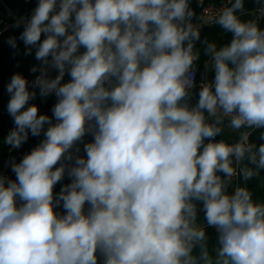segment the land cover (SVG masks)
<instances>
[{"label": "clouds", "instance_id": "clouds-1", "mask_svg": "<svg viewBox=\"0 0 264 264\" xmlns=\"http://www.w3.org/2000/svg\"><path fill=\"white\" fill-rule=\"evenodd\" d=\"M252 2L208 17L232 39L202 42L214 77L194 105L190 0H38L15 22L40 62L31 87L56 103L38 114L20 73L6 86L3 143L44 139L11 161L15 179L0 175V264H264V200L240 183L264 171V0ZM226 131L234 142L216 140Z\"/></svg>", "mask_w": 264, "mask_h": 264}, {"label": "crops", "instance_id": "crops-1", "mask_svg": "<svg viewBox=\"0 0 264 264\" xmlns=\"http://www.w3.org/2000/svg\"><path fill=\"white\" fill-rule=\"evenodd\" d=\"M31 5H32L31 2H27L25 0H0V16L5 14L6 12L10 13V17L8 18L10 23H9L8 27L6 28V30H4V32L2 34H0V171L3 167V163H4L5 155H6V147H7V145H5L3 143V141H4V138L7 136L8 132L14 127L13 120L7 112V103H8V100L10 99V97L6 91V86L9 83L10 78L13 74L20 73L25 77V75L27 74V70H28L30 65L40 64V62L35 59V49H33L32 54H30V55L24 54L25 50H26L25 45H24L23 41L18 39L20 36V33L23 31V24H21L20 27H14V24L16 22V18H18L19 16H21L22 14L27 12ZM200 10H201V7H199L198 12L196 13V17L193 18L192 22L194 24L201 25L200 28H202L206 25L213 24L208 19H206L204 16H202ZM199 16H202L203 18L198 20L197 17H199ZM9 37H16L17 38V48L16 49H13L8 45L7 40ZM42 39H43V34H42ZM226 39H227V37L225 36V34H222L220 40L217 41L216 44L218 46H223L222 43ZM81 51H83V49H81ZM208 59H209V57H208ZM208 59H206L203 63V72L200 75L201 80H200L199 85L201 84V82L203 80H205V77H206V79H209V80L213 79V77H214L213 72H211L209 70L206 73V71H205L204 65H205V62L208 61ZM195 67H196V65H195ZM196 69H197V67H196ZM49 75L54 78L55 75H57V72L55 70H53L49 73ZM196 77H198V75ZM69 79H70V77H68L66 75L64 78V81H62V82H67ZM193 92L196 95H193V97L191 99V104L194 105L196 103L197 98H198V94L196 93V87L193 89ZM45 99H49V96ZM52 101L54 102V104L56 103V98H55L54 94L52 95ZM38 112L40 114H46L50 117L52 116V114H48V113H46L40 109ZM53 122H55V121H53ZM235 135L236 134H233V133L226 131L224 135L218 136L216 138H222V139L228 140L229 142H232L235 140ZM42 138H44L43 135H42ZM40 142L41 141H39V139H37L36 141H28L27 143H34V144L38 145ZM20 160H21L20 158L17 159V163ZM12 179H15V174H13ZM240 182L242 183V185H244L246 183L242 179L240 180ZM62 186H63V184L61 185V187ZM54 195H55V193H54ZM199 221L203 222L202 220H199ZM207 232H208V235L210 237L209 246L211 248L216 243L215 229L208 228Z\"/></svg>", "mask_w": 264, "mask_h": 264}, {"label": "trees", "instance_id": "trees-1", "mask_svg": "<svg viewBox=\"0 0 264 264\" xmlns=\"http://www.w3.org/2000/svg\"><path fill=\"white\" fill-rule=\"evenodd\" d=\"M207 3H213V4H219L222 3V0H205V4ZM190 6L192 7V9L195 11V13L198 12L199 6L197 3V0H190ZM256 5L252 2V0H245V8L246 9H253L255 8ZM245 19H248L249 17H244ZM262 27H264V22H262ZM200 34H201V40L199 42L196 43V48L200 50V59L196 62V67H197V75L198 77H196V93L198 94L199 92V83H200V75L203 72V63L206 59H208V56H206L204 54V45H203V41L205 39H207L209 42H214L216 43L217 41L220 40L222 34H225V36L227 37V39L222 43V45L228 44L230 43L231 39H232V34L228 33L226 31H224L219 25H214V24H210V25H206L202 28H200ZM199 69V70H198ZM53 95V94H52ZM52 95L49 96V99H45V98H41L39 96V92L37 93V97L34 100V104L38 106V109L43 110L44 112L48 113V114H52V107L54 106V102L52 101ZM47 128V125L45 126V130ZM260 130H256L255 132H253V135L251 137L252 141L259 144L261 143V141L258 140V133ZM43 132L41 133V135L39 137H33L31 136V134H29V139L28 141H36L37 139H39V141H42L44 138H42ZM92 137L90 135H86L85 137V142H91ZM27 141V142H28ZM24 143L21 146V150L23 151L24 155L29 153L35 146H37L34 143ZM81 148V152L79 153L80 155H85L84 151H83V144L80 145ZM70 179L65 176V179L62 180L60 183H58L55 187H54V193H56L59 188L61 187V185L63 184H67L70 183ZM247 187L253 192V198L257 199V200H264V171H261L260 176L257 178H253L249 181L246 182ZM55 211L63 214L64 210L61 207L56 208ZM199 220L203 221V213L199 214Z\"/></svg>", "mask_w": 264, "mask_h": 264}, {"label": "built area", "instance_id": "built-area-1", "mask_svg": "<svg viewBox=\"0 0 264 264\" xmlns=\"http://www.w3.org/2000/svg\"><path fill=\"white\" fill-rule=\"evenodd\" d=\"M25 1L31 2L32 5L30 6V8H29V10L27 12H25L24 14H22L21 16L16 18V21L18 19H20L21 17H24L26 19L30 18L33 9L36 7V5L38 3V0H25ZM224 2H226V0H224ZM221 5H222V3H219V4L207 3V4H205L204 7H201V10H200L202 16H204L206 19H208L209 16H212V15L216 14L220 10ZM9 17H10V13L9 12H6L2 16H0V34H2L4 32V30H6V28L8 27V25L10 23V21L8 20ZM39 65L40 64H32V65H30L28 70H27V74L25 75V78L29 81V90L30 91L34 90L37 93L39 92V89H33L31 87V82L35 79V77L39 73L38 72L37 73H32L31 69H32L33 66L39 67ZM196 76H197V69H196V71L194 73V79L195 80H196ZM29 104L30 105L34 104V100L29 101ZM220 139H222V138H216V140H220ZM232 142H234V141H232ZM23 156H24V153L21 150V148L12 149L11 146L7 145L5 160H4V163H3V167H2V169L0 171V175H5V176L9 177L10 179H12V176H13L14 173L11 171V161H13V159H14L15 162H17V159H19V158L22 159Z\"/></svg>", "mask_w": 264, "mask_h": 264}, {"label": "water", "instance_id": "water-1", "mask_svg": "<svg viewBox=\"0 0 264 264\" xmlns=\"http://www.w3.org/2000/svg\"><path fill=\"white\" fill-rule=\"evenodd\" d=\"M207 80H209V79H207ZM195 82H196V80H195ZM38 114H40V113L38 112ZM60 189H61V187L59 188V190L55 194L59 193Z\"/></svg>", "mask_w": 264, "mask_h": 264}]
</instances>
